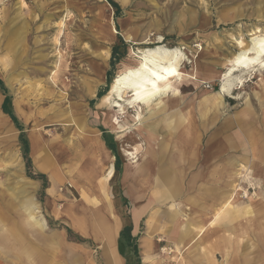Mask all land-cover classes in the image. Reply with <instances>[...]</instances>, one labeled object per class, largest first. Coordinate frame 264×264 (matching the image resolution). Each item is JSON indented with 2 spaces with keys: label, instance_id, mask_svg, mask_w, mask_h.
I'll list each match as a JSON object with an SVG mask.
<instances>
[{
  "label": "rangeland",
  "instance_id": "1",
  "mask_svg": "<svg viewBox=\"0 0 264 264\" xmlns=\"http://www.w3.org/2000/svg\"><path fill=\"white\" fill-rule=\"evenodd\" d=\"M114 1L119 14L109 0H0V264H27L11 250L6 231L18 233L25 244L41 246V264H110L104 235L86 234L75 223L83 221L86 211L118 220V231L132 227L138 255L115 237L123 264L139 259L141 264H177L169 258L177 255L176 244L187 264H264V142L253 143L254 131L264 140V67L231 71L230 64L240 41L249 44L257 28L264 32V0ZM117 44L120 60L108 82ZM159 47L182 51V71L197 68L204 81H184L179 94L171 95L170 107L152 116L137 106L123 115L101 101L123 68L138 64L141 50ZM223 83L227 87L222 91ZM100 88L107 92L97 98ZM5 96L29 141L30 163L22 131L2 108ZM248 101L251 122L244 115ZM185 111L200 142L190 155L183 148ZM139 112L145 126L152 122L157 128V149L147 165L153 173L166 169L175 179L173 186L171 180L158 182L151 176L124 180L128 165L140 162L146 148L136 128ZM80 118L95 137L103 132L114 142L116 152L107 146L102 153L93 146ZM38 132L55 153L61 178L56 186L35 164L31 134L43 143ZM158 148H167L161 164ZM179 149L184 157L177 158ZM111 163L115 175L102 183ZM88 167L97 171L91 179L85 175ZM76 174L79 186L71 188L68 181ZM197 176L203 179L195 180ZM232 192L237 194L232 205L214 218ZM30 203L45 215L46 235L58 230L61 241L40 244L25 232L21 213ZM136 206L146 208L138 222L132 217ZM207 224L211 233L204 244L191 241L190 233ZM113 260L120 264L114 255Z\"/></svg>",
  "mask_w": 264,
  "mask_h": 264
},
{
  "label": "bare ground",
  "instance_id": "2",
  "mask_svg": "<svg viewBox=\"0 0 264 264\" xmlns=\"http://www.w3.org/2000/svg\"><path fill=\"white\" fill-rule=\"evenodd\" d=\"M255 30L256 31L254 34L256 36L252 39V41L249 44L240 41L239 52L235 53L230 58L231 71L242 70L251 72L255 70L256 67H264V32H262V30H260L259 28ZM183 54L182 51H180L178 48L171 50L168 48L159 47L156 49H147L143 51L141 50L140 56H136L139 59L138 64L136 66L126 65V67L123 68V70L117 75V77H115L109 94L105 96L104 99L102 98V100H104L105 102L108 101L107 106L112 110L119 108L115 111L123 115H126L130 108H134L136 106L141 108L145 107L146 109L148 108L149 116H152L162 111L163 109L169 108V101L172 100L171 95L173 98H175L179 94V86L184 81H204L203 77H201L198 73L197 68H193L192 71L188 72L182 71V59L185 58V56L183 57ZM242 80L243 79H241V81ZM222 85L223 91L227 87V85L225 83H223ZM249 106L250 102L248 101L247 108L244 112L246 115H244L248 117L250 119L248 121L251 122V115H253V113L250 110ZM137 118L140 120L136 126L137 131L139 135H142L144 137L147 143L144 155H142L143 159L138 162L139 159H136L135 157L136 160L131 161L130 165H128L129 168L126 169V174H132L131 172H135V170H141L142 172H145L147 165H145L144 161H147L149 157L153 158L152 154H155V149H157L156 123L149 122L145 126V121L142 119V114L140 112L138 113ZM184 118V131L191 133L193 130V119L189 111H185ZM31 135L35 151L41 152L43 143L41 142L40 137L36 134ZM253 135V143L264 142L262 133L254 131ZM234 139L231 141L232 143H230V145H232L231 147H233V145L235 144ZM253 153L258 154L257 151ZM128 155L133 156L134 154L130 153ZM132 158L134 159V157ZM135 163H137L138 165H136L132 169ZM161 176L165 180H171L169 185H172L173 180H175L174 177H171L169 172L166 171V169L161 170ZM237 186H235V188ZM236 195L237 194H235L234 192L230 193L229 197L215 209L213 217H219L226 209H228L235 200ZM25 220L27 222L36 220L38 222V226H40L42 223L45 224V220L43 218L36 217L35 214L30 210H26ZM198 227L194 230V232L190 233V240L192 241L196 239V244L202 245L204 244L205 237H207V235L211 233V224ZM106 234L108 237H111V229H109ZM176 245L179 247L178 244ZM178 247L176 250L178 253L175 252L177 255H172L169 258L177 264H179V261L181 259L184 264H187V259L185 258L184 253H182V250ZM163 250H166V248H164ZM205 256L208 257V254H205ZM144 264H148V262L146 263L145 261Z\"/></svg>",
  "mask_w": 264,
  "mask_h": 264
},
{
  "label": "crops",
  "instance_id": "3",
  "mask_svg": "<svg viewBox=\"0 0 264 264\" xmlns=\"http://www.w3.org/2000/svg\"><path fill=\"white\" fill-rule=\"evenodd\" d=\"M102 98H101V101H103ZM0 100H1V94H0ZM3 102H4V100H3ZM2 106H3V104H2ZM251 117H252V115H251ZM247 118L248 117H246V119ZM80 120H81V118L79 119V125L84 130V133L87 135L88 139H90V141L92 142V145L93 146L96 145V147H98V149L101 150L102 153L108 152L109 149H107L108 145H107V142L105 140L104 133L101 132V134L98 137H95L94 133L91 131L92 128L90 129V127H88L87 123H85L83 120L82 121H80ZM248 120H250V119L248 118L247 121ZM87 128H89V130ZM183 132H184L183 136L185 137L183 140V148L185 150V153H186V150H188L189 155H190L192 150H193L192 148H195V146L199 145L200 142L198 141L199 139L197 136L193 137L194 130L191 133L185 132L184 130H183ZM38 133H40V132H38ZM190 134L191 135L193 134V135L191 136ZM41 136L43 138V145L41 147V152H36L34 145H33V141H32V135H31L32 153L34 156V161H35L37 168L39 170H41L42 172L47 173L51 177V180L53 182V186H56V184L58 183V180H60L61 178L59 176L58 168H57V166H55V163H54L55 160L52 159L53 156H55V153L52 149L51 150L49 148L47 149L44 146L45 138L43 137L42 134H41ZM160 145H162V144H160ZM163 149L158 148V152H157V158L159 159L158 164L162 163L165 155L167 154V148L166 149L163 148ZM183 153H184L183 150L179 149L177 158H180L182 155L184 157ZM258 156H259V154L255 155V158L260 159L261 157L259 158ZM149 159H151V158L149 157ZM149 159L147 161H144L145 165L150 163ZM153 159H154V157H153ZM110 166H109L106 174H104L102 176V179H103L102 183H103V181H108V180L112 179L114 174H115L116 170H114L115 169L114 164L111 163ZM148 167L149 166L147 165L145 172H142L141 170H137V171L135 170V172H131L132 174H126V171H125L124 180L125 181H135V180L140 179V180L146 181V178L148 179V176L149 177L151 176V178H153L154 180H156L158 182H160V181L163 182L165 180L161 176V170L163 168L162 169L158 168V172L153 173L152 171H150L151 170L150 167L149 168ZM96 173H97V171H96L95 167H88L87 169H85V175L89 179L93 178L96 175ZM71 178L72 179L68 181V186L71 188L78 187L79 186V184L77 182L78 174L72 175ZM198 179H203V178H202V176H200V178H199V176L195 177V180H198ZM52 188L53 187H49V189H52ZM110 205H111V202L109 201V199H107L105 202L106 210H108V211L111 210ZM38 208L40 209L39 211L42 213L41 208L38 206V204L30 203L24 208L23 212L21 213L22 214V216H21L22 220L21 221L24 225L25 232L33 235V237H35V239L40 244L46 243V245H50V244H47L48 240H50V239L52 240V242L61 241L60 231H58V230L52 231L49 236L46 235V232L48 229L47 219L43 213H42V215L38 214ZM67 209L68 208H64V210H67ZM26 210H30L31 212H33L36 217L43 218L45 220V224L42 223L40 226H38V224H37L38 222L36 220L27 222L25 220ZM145 211H146V208L136 206L132 211L133 219L136 222H138L139 219L141 218L142 214ZM86 212H87L86 213L87 216L83 219V221H77V220L75 221L74 220L75 223L77 224L78 228L86 234L104 235L105 243H106V246H105L106 255L105 256H107L109 263L114 264V260H113V255H114L115 258L117 257L119 263L123 264L122 257L120 255H118L117 252H115V247H114L115 246V240H116L115 239L116 234L118 237H120L121 231H118V229L121 226V222H119L118 220L111 221L108 216H106V217H108L107 219L103 218L98 212H95V211L93 213H89V211H86ZM59 213H61V212H59ZM158 215H157V219H158ZM1 218H2V215L0 214V233H1V228H2ZM40 223H41V221H40ZM152 225H153V228H157L159 223L157 222L156 224H152ZM147 228L148 229L150 228V216L147 219ZM109 229H111V231H112V236L110 238L106 236V232ZM3 236H5L6 240L10 243L11 250L14 251L16 254L23 256V258L27 264H41V260H42L41 246H38L37 244L35 245L33 243H28V244L23 243V238L18 233H15V232L6 231V233H4ZM142 244H143V241H142ZM142 244H141V246H142ZM43 245H45V244H43ZM110 254L112 255L111 257H110Z\"/></svg>",
  "mask_w": 264,
  "mask_h": 264
},
{
  "label": "trees",
  "instance_id": "4",
  "mask_svg": "<svg viewBox=\"0 0 264 264\" xmlns=\"http://www.w3.org/2000/svg\"><path fill=\"white\" fill-rule=\"evenodd\" d=\"M109 2L115 8L116 13L119 14V12H120L119 4L117 2H115L114 0H109ZM121 45L124 47L127 46L125 41L122 39H121ZM121 45L117 44V45H114L112 48V55H111V60H110L111 68L107 73L108 82L110 81L111 74L113 72V68H114L116 62L120 60L118 56L120 55L119 51H120ZM0 85L2 88H4L3 81L1 79H0ZM106 92H107L106 88H100V90L97 93V98L102 97ZM92 103H95V100H93ZM2 107H3V110L10 115V117L12 118L14 123L17 125V127L22 131V134L20 136V140H21V143L23 144V147H24L25 157L27 158L28 163H30L31 160H30L29 155H28L29 150H30L29 141L25 135L24 128H23L22 124L19 122L17 116L15 115V113L13 112V110L10 107V97L9 96L5 97ZM105 140L107 142L108 147L110 149H112L114 152H116L114 142L108 140L107 138H105ZM68 231L70 234L71 230L68 229ZM120 238L122 241H125L128 246L133 248L135 254L138 255V244H137L138 238L136 236L132 235V227L131 226H126L121 230ZM128 264H131V263H128ZM135 264H141V260L140 259L137 260V262Z\"/></svg>",
  "mask_w": 264,
  "mask_h": 264
}]
</instances>
